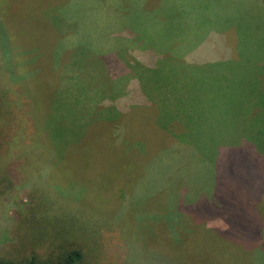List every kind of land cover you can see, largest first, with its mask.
<instances>
[{
    "label": "rangeland",
    "instance_id": "374dc122",
    "mask_svg": "<svg viewBox=\"0 0 264 264\" xmlns=\"http://www.w3.org/2000/svg\"><path fill=\"white\" fill-rule=\"evenodd\" d=\"M16 1L0 6V259L45 258L64 244L81 249L84 264H179L159 249L171 247L181 216L190 234L191 211L214 200L206 185L218 163L235 174L233 201L222 204L225 217L206 214V227L223 234L235 220L234 263L264 264V248L250 250L264 243V152L249 161L243 148L238 154L259 172L263 184L253 185H239L233 152L237 134L264 141L255 136L264 126L249 132L240 102L219 100L217 77L228 76L226 92H246L233 64L215 62L255 54L264 74V0H235L238 13L215 16L225 20L219 38L207 19L214 15L192 12L196 0L171 8L170 0H28L32 23ZM127 42L136 50L129 56ZM256 117L264 122V111ZM200 140L236 147L211 163L210 149L193 150ZM217 188L221 202L229 193ZM178 253L186 264H209L186 247Z\"/></svg>",
    "mask_w": 264,
    "mask_h": 264
},
{
    "label": "trees",
    "instance_id": "16d2710c",
    "mask_svg": "<svg viewBox=\"0 0 264 264\" xmlns=\"http://www.w3.org/2000/svg\"><path fill=\"white\" fill-rule=\"evenodd\" d=\"M16 2V4L18 5V2L16 0H0V6L1 8H8L9 6L11 7L14 3ZM28 0H21V4L19 5V7L26 11L28 6H27ZM28 10L31 12V15L35 16V13L32 11L31 8H28ZM27 10V11H28ZM15 17V19H17V17L15 15H13ZM1 19V18H0ZM33 20L36 21V16L32 17V21ZM39 20V19H38ZM42 22V19L39 20ZM4 25V24H3ZM1 29V27H0ZM245 52H247V46H245ZM236 57H233L232 59H236ZM229 64H233L235 67H232V71L231 73H235L239 70L238 68V62L237 61H232L229 60L228 61ZM2 67V66H0ZM15 67H19V65H15ZM8 68V67H7ZM198 68V67H197ZM195 67H192V69H197ZM242 71V70H241ZM194 74L198 75L197 72H193ZM201 76L198 75V77L193 76V78H195L196 80H198V78H200ZM228 77V76H227ZM224 77V80L227 78ZM192 78V81H193ZM201 79V78H200ZM259 86L262 87L264 86V74L261 75L259 77ZM205 80V78H204ZM261 87V88H262ZM227 88V87H225ZM263 89V88H262ZM264 91V90H263ZM249 95V94H248ZM243 97H247V95L244 94ZM241 96H238L239 99L243 98ZM231 102V101H230ZM234 104L232 106L236 107L237 104L240 102V100H235L233 101ZM245 104L241 105V109H243L246 105L247 102L245 101H241ZM259 107H255L253 109L250 110H241V116L243 115H247L248 118L241 121V125L240 126H245V128H247L249 130V132L253 129L256 128L257 130L261 128V126H264V122L260 121L259 123L258 120L256 119L257 115L261 112L264 111V99H259ZM192 118V117H191ZM190 118V119H191ZM197 124L199 123V121L197 120L196 122ZM254 123V124H253ZM256 124V125H255ZM216 125V124H215ZM254 125V126H253ZM258 125V126H257ZM239 126V127H240ZM258 127V128H257ZM189 126H185V130L187 133H189ZM244 134V133H243ZM242 136V137H241ZM255 136H259L261 138H264L263 134H258ZM237 141H238V145L237 147L234 146V144L236 142H234L233 145H231L230 143H227L223 145V142H220L219 144L213 143L211 141H207V140H200L201 142H196L198 144H196L197 146H199L200 148H197L194 144H191L192 147L194 148L193 150H197L198 151H204V149H210V152L212 153L211 156H207V159H210V162L212 163V158L216 157L215 153H220L222 154V156H227L228 157V153L229 151H231V147H236L233 152L235 155H237V162H238V167L235 168V172L236 174L240 175V177H237L240 179V183L239 185H253L256 182L260 181L259 178V172L258 170H254L252 168H249L246 163V167H243L245 165L244 163H239L240 161H242V159L240 158V155L238 156V154L241 152V148H243L244 150H246L245 152H247V158L246 161L248 160H252V158L256 157H261L260 155H262L261 153L264 152V141H250L248 139H246V136L244 135H239L237 134ZM224 140V139H223ZM178 143V141L176 142V144ZM191 143V142H190ZM211 143V144H210ZM175 144V141H174ZM210 144V145H209ZM229 144V145H228ZM88 147H92L93 145H97L96 143H88L87 144ZM181 145V144H180ZM212 146V147H210ZM174 145L171 147L173 148ZM259 149H261L262 151H259ZM237 152V153H236ZM86 154V158L91 155L93 152H84ZM234 157V156H233ZM236 157V156H235ZM249 158V159H248ZM229 161V160H228ZM234 161V164H236L235 160H232V162ZM217 162V161H216ZM243 162V161H242ZM215 164V162H214ZM216 165V164H215ZM214 169H212V178H211V185H206L207 189L212 190L213 194H214V200L212 199L211 201H206L203 200L200 202V204H206L208 203L207 207L205 208H195V205H192L191 208H195V211H191V216H193V223L190 222L189 225L191 226V233L187 234L188 232V226L186 224L187 218H183V216H181V218L179 219L178 223V227L174 230H172V235H171V239L169 241L171 247L168 248L166 246H163L159 249V251H161L164 255V257H167L168 259H173L174 261H176V263H184L186 264V258L184 256V253H178L179 252V248H184L186 247L188 250H190L192 252V254L194 256H205L206 260L209 264H228L226 263L230 258H233V261L231 262V264H233L236 259H235V255L238 251L234 250L233 247H235V243L234 241L237 239V234L233 233L234 229H235V220L230 221L231 225L234 227H229L225 233H219V231H215L212 229H209L208 227H206V224L204 222L207 221V219H204L206 216V214L211 213L214 215H218V216H222L225 217V210L223 209L222 204H229L233 201V198H231V194L230 193V186L229 185H233L232 181L234 180L235 174L233 173V171H231V167H222L221 165V171H219L218 168V163ZM218 168V169H217ZM239 170H241L242 172H240ZM244 171V172H243ZM254 173H256L258 176L254 175ZM246 174V175H245ZM250 176V178H249ZM263 184V181H260ZM186 185H193L192 182L187 181ZM217 185L222 186V191H225L226 193H229V195L227 196L225 193H222V199L221 202L219 201V198H216L215 195V191L218 194V188ZM210 190V191H211ZM251 196V195H250ZM219 197V195H218ZM252 199H255L254 197L251 196ZM218 199V200H217ZM252 199L249 200H245L246 201H250ZM245 202H240L237 205V209L240 210L241 207L245 206ZM211 207V208H210ZM224 212V213H223ZM199 215V217H197ZM209 218V217H207ZM227 220V219H226ZM227 222L229 223V220H227ZM183 225L184 227H187V232L184 231L180 228V226ZM259 231V230H258ZM211 233L216 234L219 238H224L222 241L219 239H214L211 235ZM250 234H252V236H255L256 233H254V231H250ZM262 233V232H261ZM208 237V238H213L214 242L211 243V248H204L203 247V238L204 237ZM191 237V239H189ZM231 238L232 240L229 242V240L227 241V238ZM264 239V237H261ZM168 241V240H167ZM237 241V240H236ZM244 241V240H243ZM241 242V244L239 245V247L241 248L242 251H247L246 247L243 246L244 242ZM264 241V240H263ZM222 242L224 244H222ZM264 248V243H261L258 248H251L250 250L254 251L255 250H263ZM249 250V249H248ZM161 253V254H162ZM210 254V255H209ZM170 256V257H169ZM186 260V261H185ZM0 264H84L83 262V252L81 251V249L77 248V247H73V246H67L62 244V246L60 247V245L55 246V248L53 247L51 250H49L47 252V256L45 258H42L41 256H39L36 253H31V255L25 257L24 260L22 261H5V260H1L0 259ZM236 264V263H234Z\"/></svg>",
    "mask_w": 264,
    "mask_h": 264
},
{
    "label": "crops",
    "instance_id": "0c3cea01",
    "mask_svg": "<svg viewBox=\"0 0 264 264\" xmlns=\"http://www.w3.org/2000/svg\"><path fill=\"white\" fill-rule=\"evenodd\" d=\"M210 1V2H209ZM192 2H195L193 5L195 6H191V9L193 13L195 14H204V15H207V14H212L214 15V17H207L208 20H210L212 26V30L211 29V32L212 31H215L216 29H218L217 33H216V36L215 37H220L221 34H223V30L224 28H220L219 27V24L221 23V21H223L224 19H220L219 17L215 18V16H218L219 14H222L223 18L224 17H229L230 14H233L234 12L235 13H238V6L235 4V0H196V1H192ZM229 2H230V5H229ZM210 3V4H209ZM171 5H173V2L168 1V8H171ZM187 7V6H185ZM176 10L173 11L174 13H183L184 11L183 10H179L177 9V7H175ZM190 8V7H189ZM225 22V20H224ZM175 23V22H174ZM136 24H138L136 22ZM215 34V33H214ZM206 40V39H204ZM127 44H131L129 42L126 43V54L127 56H129V53L132 52V51H136L135 49H131L130 47H132L133 45H131L130 47L127 45ZM113 46L116 45V44H112ZM109 50H115L114 47H112L111 49ZM108 50V51H109ZM138 52V51H137ZM252 55H255V54H242V55H238L236 59H232V58H225V59H220V60H216L215 62L217 61H226V62H221L219 63L220 65L221 64H229L228 61L229 60H232V61H237L238 62V68L239 70L235 73L232 74V79L233 78H237V82H238V86H239V80H240V87L241 89L244 90V93L245 95H247V97H243L244 94L242 95H233L232 92L228 93L226 92V88L225 87H230V80L229 81H224V76H222V79L223 81L220 80V77H217V84H216V87H220L219 88V91H220V97H219V100L220 101H226V100H229L231 101V105L234 104L233 101L235 100H240V105H239V109L240 110H250V109H253L255 107H259L260 104L259 103V99H264V86L261 87L259 86V83H260V79H259V76L258 74L256 73V70H255V67L254 66H257L256 65V62H257V59H255L254 57H252ZM261 55H264V54H261ZM131 57V56H130ZM126 60V59H125ZM261 62V61H260ZM263 67V66H261ZM242 70V71H241ZM204 76L200 77L201 79L203 78ZM229 79V78H228ZM183 93V92H181ZM186 92H184L183 94H186ZM249 94V95H248ZM238 96H241L243 98L239 99ZM241 101H245L247 102V105L241 109V105L242 104H245ZM191 118V117H190ZM243 118L244 119H247L248 116L247 115H243ZM186 124V123H185Z\"/></svg>",
    "mask_w": 264,
    "mask_h": 264
}]
</instances>
